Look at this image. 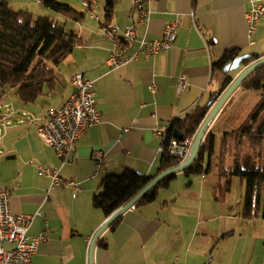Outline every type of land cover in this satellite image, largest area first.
<instances>
[{"label": "crops", "instance_id": "0c3cea01", "mask_svg": "<svg viewBox=\"0 0 264 264\" xmlns=\"http://www.w3.org/2000/svg\"><path fill=\"white\" fill-rule=\"evenodd\" d=\"M94 1L96 5L88 8L91 12L100 8V2ZM113 2L109 26L101 25L99 18L98 30L88 33L85 29L96 46H85L84 63L66 72L65 77L62 66L70 56L59 67L60 82L44 97L56 93L58 102L47 108L38 105L40 99L28 105L20 101L11 106L2 103L15 115L9 127H2L0 136V190L10 191L14 214L41 213L29 237L47 231V240L39 245L33 264H90L89 245L109 219L93 206L103 179L128 169L145 177L158 176L161 133L176 118L210 104L212 95L219 91L213 64L231 51L259 60L264 57V18L258 23L255 43L251 45L248 40L246 14L250 0H156L151 4L148 28L139 27L136 36L160 39L166 25L177 20L173 48L112 70L106 64L113 48L107 34L112 26L124 31L133 22L132 1ZM137 47L132 45L125 55L130 57ZM78 73L95 82L102 122L91 128L63 161L39 138L37 126L48 111L60 107L70 96L71 80ZM181 75L186 76L189 90L179 95L177 81ZM152 84L157 85L155 94L149 91ZM95 151L105 153L104 171L97 170ZM41 167L58 170L63 183L73 182L79 189L75 191L71 185L53 189L51 177L39 174ZM182 176L185 179L177 174L168 187L160 188L153 202L132 207L115 227L105 230L94 248L92 264H198L193 257L205 261L207 253L214 251L215 242L224 239L222 233L227 236L229 231L215 225L221 216L213 212L223 185L211 184L207 177H197L203 182ZM195 247L199 252L193 256Z\"/></svg>", "mask_w": 264, "mask_h": 264}, {"label": "trees", "instance_id": "16d2710c", "mask_svg": "<svg viewBox=\"0 0 264 264\" xmlns=\"http://www.w3.org/2000/svg\"><path fill=\"white\" fill-rule=\"evenodd\" d=\"M35 1L66 23L80 24L89 12H79L59 0ZM104 9L106 24L109 26L114 11L113 0H105ZM82 42L76 31L60 26L55 18L35 17L27 10L16 11L7 1L0 0V106H4L1 100L8 94L7 89L13 90L18 100L25 105L36 103L47 92L55 90L60 82L59 67ZM238 56L239 53L231 51L213 64V78L220 82L219 91L211 97L214 103L242 71L240 68L232 75L231 72L224 74L225 66ZM258 60L257 56H252L242 66L247 67ZM241 89L259 94L260 100L255 108L236 129L223 131L219 137L216 132L218 129H215L217 119L210 127L195 162L179 174L188 178L215 179L218 184L224 183L227 191L230 190L232 178L239 177L245 184L242 214L244 219L252 220L259 216L264 218V66L250 74L238 90ZM212 106L206 104L197 107L171 123L166 131V142L163 143L160 174L180 166L184 161L169 152V142L174 138V132H180L183 139L195 137ZM176 176L162 180L136 207L153 202L159 189L168 187ZM153 178L129 169L121 174H110L103 179L93 199V206L102 211L106 218H110L130 203ZM214 191L215 198L218 199L217 188ZM116 224L114 222L111 227Z\"/></svg>", "mask_w": 264, "mask_h": 264}, {"label": "built area", "instance_id": "2783aa9c", "mask_svg": "<svg viewBox=\"0 0 264 264\" xmlns=\"http://www.w3.org/2000/svg\"><path fill=\"white\" fill-rule=\"evenodd\" d=\"M85 1V0H84ZM88 7L96 5L94 0H88ZM132 8L130 18L132 24L124 31H120L118 26H112L107 34L109 41L113 44L110 57L106 64L112 70H116L128 65L132 61H137L140 57L146 59L155 56L163 51L173 48L177 39L178 21H171L166 25L160 39L148 40L146 35L138 39L136 28H148L152 10L151 4L156 0H131ZM195 22V15H191ZM264 18V0H250V9L246 14L247 35L251 45L255 42L258 23ZM99 21V17L96 18ZM134 44L138 47L130 57L125 55L126 51ZM73 92L58 107L51 109L46 114L43 122L37 126L39 138L52 148L57 156L65 161L74 150L76 144L86 135V133L102 122V115L98 110L95 92V82L85 78L84 74L78 73L71 80ZM189 90V83L185 75H181L177 81V92L182 94ZM149 91L153 94L157 91V85L152 84ZM15 115L14 110L8 105L0 106V136L2 127L11 125L10 118ZM26 113H23L25 116ZM23 123V121H19ZM161 133V132H159ZM163 135V143L166 142V132ZM194 137L183 140L173 138L169 142V152L174 157L186 160L193 147ZM164 147L161 149L163 152ZM97 170L105 169V153L95 151L94 153ZM46 173L53 180L52 188L72 186L75 191L79 189L78 184L73 182L63 183L59 177L58 170L41 167V176ZM42 216L41 213L32 215H16L11 211V193L9 190H0V264H33V259L38 252L39 245L47 240V231H43L37 237H29L28 233L34 220ZM12 246L6 249L5 246ZM211 259L209 260V262Z\"/></svg>", "mask_w": 264, "mask_h": 264}, {"label": "rangeland", "instance_id": "374dc122", "mask_svg": "<svg viewBox=\"0 0 264 264\" xmlns=\"http://www.w3.org/2000/svg\"><path fill=\"white\" fill-rule=\"evenodd\" d=\"M62 3L71 5L79 12L86 13L88 11L89 4L88 0H59ZM100 2V8L95 9L90 18L91 11L87 13L86 19L80 24H74L72 22L66 23L61 17L57 19L56 14L51 10L39 6L35 0H9L11 8L16 11L27 10L30 11L35 17L38 16H50L52 19H56L60 26H66L67 29L74 30L78 33L83 42L79 47L76 48L74 53L70 56L68 62L62 66V75L65 77L66 72H69L72 69L80 67L86 58L85 46L95 47L96 44H91L92 41L89 39L91 35H87V32H95L99 28V22L96 20L97 17L100 18V21L103 22L101 25H107L104 23L105 18V0H98ZM94 5L90 6L93 7ZM44 12V13H43ZM131 13V12H130ZM107 22V21H106ZM139 27L136 28V31ZM125 30V29H124ZM95 42V41H94ZM88 47V48H89ZM65 63V62H64ZM253 64V63H252ZM66 68V69H65ZM245 68V67H244ZM244 68H241L242 70ZM234 72H231V75ZM8 94H6L1 103L13 105L17 100L16 95L13 90L7 89ZM237 94L234 95L232 101L225 108L224 112L218 116V122L215 124L218 128L216 132L221 135L223 131H230L236 129L251 113L255 108L257 103L260 100L259 94L251 91H245L243 89L238 90ZM60 97L58 94L53 93L52 97H42L40 98L38 105L42 108H47L52 106L54 103L58 102ZM32 109L34 106L31 105ZM11 108V107H10ZM223 111V110H222ZM216 119V120H217ZM215 120V122H216ZM214 122V123H215ZM213 124L211 125V127ZM216 129V128H215ZM181 174L180 179H185ZM194 181L204 180L202 178H193ZM215 185H223L221 188V194H218L220 199L217 200L213 212L216 216H221L220 219H216L215 225L217 227L223 226L222 228H229L226 237L222 233L221 241H216L214 251L212 253H207L206 260L198 259L193 257L194 260L200 264V261H203V264H264V218L259 216L258 218L252 220H246L243 217L242 209L245 196V184L239 177H234L231 180L230 190L225 189L224 183H217L215 179L207 180V182ZM222 207V213L220 210ZM219 238V237H218ZM221 238V237H220ZM199 252V248L195 247L192 249L191 253L196 255ZM211 261L209 262V260Z\"/></svg>", "mask_w": 264, "mask_h": 264}, {"label": "water", "instance_id": "95a60500", "mask_svg": "<svg viewBox=\"0 0 264 264\" xmlns=\"http://www.w3.org/2000/svg\"><path fill=\"white\" fill-rule=\"evenodd\" d=\"M251 59L250 55H242L238 56L235 60L227 64L224 68V74H228L230 72H235L240 70L241 66L243 65L244 61ZM264 66V57L253 64L245 67L239 75L234 79L233 83L228 87V89L222 94V96L219 98L217 102H210V106H212V109L210 113L208 114L206 120L202 124L199 132L194 137L193 147L192 151L189 155V157L182 162V164L174 169L167 170L158 176L154 177L153 180L143 189L141 190L136 197L128 203L125 207L121 208L117 212H115L97 231L95 236L92 238L91 244L89 245V263L92 264L93 259V253L94 248L97 244V241L99 237L102 235V233L107 230L114 222H116L123 214H125L128 210H130L132 207L136 206V204L142 200V198L150 192L153 188L157 187L158 184L164 180L167 177L177 175L179 173H183L186 169H188L196 160L198 152L200 150V147L211 127L213 122L218 118V116L221 114L223 108L227 104V102L230 100V98L234 95V93L241 87L243 82L247 79V77L252 74L257 69ZM174 138L177 140H183V135L175 131L174 132Z\"/></svg>", "mask_w": 264, "mask_h": 264}, {"label": "flooded vegetation", "instance_id": "af4514ba", "mask_svg": "<svg viewBox=\"0 0 264 264\" xmlns=\"http://www.w3.org/2000/svg\"><path fill=\"white\" fill-rule=\"evenodd\" d=\"M244 67H246V66H241V68H244Z\"/></svg>", "mask_w": 264, "mask_h": 264}]
</instances>
